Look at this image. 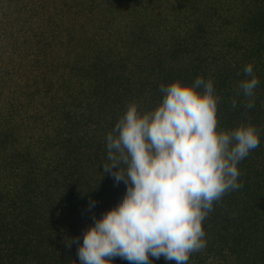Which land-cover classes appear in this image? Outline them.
Instances as JSON below:
<instances>
[{
  "label": "trees",
  "instance_id": "1",
  "mask_svg": "<svg viewBox=\"0 0 264 264\" xmlns=\"http://www.w3.org/2000/svg\"><path fill=\"white\" fill-rule=\"evenodd\" d=\"M83 1L88 11L102 13V20L115 18L116 0L51 5L49 0H0V36L8 27L13 38V51L0 45V264H81L78 245L69 247L66 240L78 237L82 243L93 217L115 207L126 192L124 182L103 173L109 162L106 134L128 102L135 100L142 110L154 108L162 100L161 84H191L198 76L213 79L221 97L220 127L251 123L260 132V144L238 165L243 186L214 205L203 222L207 246L188 264H236L234 258L245 254L251 264H258L256 257L264 264V1L237 15L221 0H179L170 13L145 0L143 17L120 8L127 31L120 42L119 30L111 33L117 39L105 44L101 41L109 36L100 38L97 31L103 27L86 28L90 20L82 18ZM67 17L75 26L68 27ZM15 18H21L19 32L35 19L46 18L59 28L17 43ZM63 34L66 41L59 38ZM46 37L56 38L57 45ZM60 42L74 59L45 58ZM3 49L15 53L11 66ZM249 63L260 83L255 106L246 109L235 85L245 78ZM29 79L33 89L28 92ZM112 264L129 261L116 257ZM152 264L169 261L161 257Z\"/></svg>",
  "mask_w": 264,
  "mask_h": 264
},
{
  "label": "clouds",
  "instance_id": "2",
  "mask_svg": "<svg viewBox=\"0 0 264 264\" xmlns=\"http://www.w3.org/2000/svg\"><path fill=\"white\" fill-rule=\"evenodd\" d=\"M243 73L236 96L242 94L251 109L260 81L251 63ZM159 91L162 100L154 108L128 102L106 134L103 173L124 182L126 192L115 207L93 217L82 243L78 237L66 240L69 247L78 245L81 264H112L116 257L129 264L161 257L188 264L207 246L202 225L214 205L243 186L238 165L259 147V130L244 122L220 127L221 97L211 78L176 80ZM231 104L235 108L237 100Z\"/></svg>",
  "mask_w": 264,
  "mask_h": 264
},
{
  "label": "rangeland",
  "instance_id": "3",
  "mask_svg": "<svg viewBox=\"0 0 264 264\" xmlns=\"http://www.w3.org/2000/svg\"><path fill=\"white\" fill-rule=\"evenodd\" d=\"M49 1L51 2L50 5L53 2H55L57 4H60L62 1H66V3H72V4L75 3V2H72V0H49ZM147 1L150 3V5L157 6L158 9L160 7V10L161 9H163L164 11L166 10L165 11L166 13H170V11L172 10L173 7H178V3H179V0H147ZM208 1H209L208 3H212V2L214 3L217 0H208ZM221 1H223L224 9L230 7L231 8V13H236L238 15L240 13V11L247 10L248 8H256V7L261 6V4L263 3L264 0H221ZM116 2H117V5H115V7H114V10H115V12H114L115 18H113L110 22H108V20L110 18H107L108 20H102V16L103 15H102V13H99L97 10L94 9V10H91V12L88 11L89 10L88 7H84V6L87 5V2L83 1L82 2L83 4H81V6H83V7H81V9H84L85 10V11L83 10V13H82L83 16H82V18H84V19L86 18V20H90V22L88 23L89 25L86 24V28L89 27V26L92 27V25H93L92 23H94V26L92 27L94 29H96L98 26L103 27V28H100V30L97 29L98 33L100 34V38H103L104 36H109L108 39L101 41L104 44L107 43V41L109 39H111L112 41H114V40L117 39V36H113L114 33L117 30H119V34L118 35H120V33H121V35L118 36V38H119V41L118 42H120V38L127 31V27H126V25L124 23L125 22V19L122 20V18H120V14H121L120 8H122L124 10V12H125L126 11V7H129L130 10L133 13L135 12L137 15H139L138 12L140 11L141 12V14H140L141 17L145 16V14H146L145 13L146 12L145 7L148 8V2H146L145 0H138V2H136V3H133L132 0H116ZM132 3H133V5H132ZM71 9L73 10L74 8H71ZM63 10H64V12L67 13V10H65V9H63ZM155 10H157V9H154V11ZM66 13H64V14H66ZM20 20H21V18H19V20H17L15 18V20L13 21V27H12V30H13L14 34H18L19 35V37L16 40H14L17 43H20L23 40V37H25V38L30 37L35 32L36 33H39L40 30H45L46 34H48L47 31L52 32V31H54V30H56V29L59 28V27L55 26L54 24H50L49 25L47 23V21H46V18H45V19H35V20H33L31 22V27L30 28L27 25L26 26H23L24 28H22L21 32H19L18 24L17 23ZM65 20H66V18H65ZM66 21H68V27H72L73 26V23H74V26H75L74 18H72V19L71 18H68V20H66ZM106 25H107V27H105ZM7 26H9V25H7ZM25 28H26V30H25ZM10 30H11V28H10ZM111 33H113V35ZM59 38H60L61 41H66L67 36L65 34H63ZM46 39L49 42L50 41H53L57 45V39L56 38H54V37H46ZM12 40H13V38L10 36V31H9V28L7 27V30L5 32H3V36H0V45H6L5 46L6 49L8 48L10 51H13L12 46H10L11 43H12ZM33 40L35 41L36 39H33ZM61 43L62 42L58 43V46L57 47L59 49H61L62 51L59 50L58 48H55L54 47L56 50H54V48L51 49L50 50V55H49V53H48V55L46 54V57L45 58H47V59L50 58V60H52V57L54 59L57 56H60V57H63L64 59H67V57L69 56L70 59H74V57H73L74 55L72 53H71V55L70 54L68 55V54H66L64 52L65 51V48L64 47L63 48H60L62 46ZM58 50L60 51V53L56 52ZM3 51H4V49H3ZM11 55L14 56L15 53L14 54H11V53H9V51L8 52H5L4 51L3 52V56H2L3 59H5L4 61L5 62H8L10 66H11V61H10ZM39 59L38 60L41 61L44 58H42L41 56H39ZM59 64H61L63 66V61L61 63H59ZM60 71H61V68L59 66V68L57 69L56 72H60ZM26 82H27L26 79L24 77H21L20 76V83L21 84H25ZM26 85H29V88L27 89L28 92L33 89V86H32V84L30 82V79L28 81V84H26ZM25 99H29V97L26 96V97H23L22 98L23 101ZM35 99L36 98H34V101H35ZM62 103H64V100H62ZM44 110L49 111V108H44ZM57 110L58 111H55V109H53V112L52 113L53 114L56 113L55 116H53L51 114V116H52V118H51V124H50V127L51 128L55 127V125L52 124V122H54L56 119H58L57 116L59 115V107H58ZM61 111H63V106L62 107L60 106V112ZM248 253L251 256L254 255V253H256L255 252V247L253 249L251 247L250 250H248ZM247 258H248L247 257V254L241 255L240 258H238L239 260H237L236 258H234V262L236 264H251V262H250L251 260L250 259H247ZM256 258H258L260 260V261L257 260L258 264H261V258H259V257H256ZM169 264H175V263L172 262V261H169Z\"/></svg>",
  "mask_w": 264,
  "mask_h": 264
}]
</instances>
